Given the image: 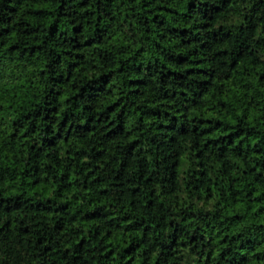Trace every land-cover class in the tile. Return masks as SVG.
<instances>
[{
    "label": "trees",
    "instance_id": "trees-1",
    "mask_svg": "<svg viewBox=\"0 0 264 264\" xmlns=\"http://www.w3.org/2000/svg\"><path fill=\"white\" fill-rule=\"evenodd\" d=\"M0 264H264V0H0Z\"/></svg>",
    "mask_w": 264,
    "mask_h": 264
}]
</instances>
